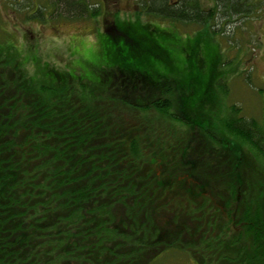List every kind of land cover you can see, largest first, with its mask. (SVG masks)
<instances>
[{"label":"trees","instance_id":"16d2710c","mask_svg":"<svg viewBox=\"0 0 264 264\" xmlns=\"http://www.w3.org/2000/svg\"><path fill=\"white\" fill-rule=\"evenodd\" d=\"M51 1L60 17L100 13L83 0ZM146 2L137 16L213 32H222L219 15L250 13L237 0ZM110 71L99 81L54 73L46 82L32 79L17 50L0 49V264H150L168 250L196 264H264L263 122L230 103L211 115L218 128L200 127L209 93L188 97L184 116L170 94L186 89L134 68ZM136 112L164 116L173 129L197 126L207 156L184 159L194 145L160 143ZM217 149L225 154L216 163Z\"/></svg>","mask_w":264,"mask_h":264},{"label":"rangeland","instance_id":"374dc122","mask_svg":"<svg viewBox=\"0 0 264 264\" xmlns=\"http://www.w3.org/2000/svg\"><path fill=\"white\" fill-rule=\"evenodd\" d=\"M83 1L99 7L100 13L72 19L57 16L51 0H0V49L17 50L20 58L27 60L30 73L36 74L32 79L46 82L57 80L54 73L99 81L109 79L114 67L138 69L149 75L152 82L186 89L178 88L170 94L173 109L184 116L192 115L188 97L191 102H198L209 93L213 103H203L200 112H209L210 116H198L200 127L210 124L218 128L211 115L224 112L230 103H237L246 118L264 124V0H237L250 13L244 18L233 16L229 22L219 15L215 27H223L222 32H213L207 26L149 18L147 14L137 16L144 9L141 0ZM159 1L162 0H147L145 6L150 8ZM215 1L200 0L204 7ZM113 24L115 33L106 29ZM134 116V122L153 124L160 143L194 145L193 153L184 155V159L207 156L202 145L195 144L205 139L197 126L173 129L164 116L154 112H136ZM217 134L223 142L229 141L228 136ZM224 154L217 149V154L210 158L222 162ZM243 160L247 163L244 155ZM195 163L198 169L202 168L199 161ZM258 183L263 185L264 181ZM150 264L196 263L185 252L168 250Z\"/></svg>","mask_w":264,"mask_h":264}]
</instances>
